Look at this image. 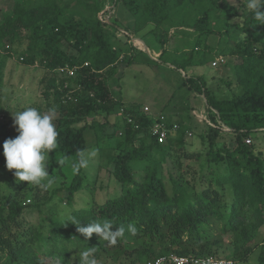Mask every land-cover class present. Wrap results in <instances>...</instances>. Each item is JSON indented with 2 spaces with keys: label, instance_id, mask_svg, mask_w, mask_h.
Here are the masks:
<instances>
[{
  "label": "trees",
  "instance_id": "1",
  "mask_svg": "<svg viewBox=\"0 0 264 264\" xmlns=\"http://www.w3.org/2000/svg\"><path fill=\"white\" fill-rule=\"evenodd\" d=\"M111 4L122 6L134 17L132 25L122 28L126 33L137 38L139 31L151 26L150 33L160 34L163 49L157 60L129 44L128 38L123 42L114 35L110 27L116 31L117 24L98 19L106 0H14L11 10L2 15L0 48L5 43L9 48L0 55V70L5 59L17 51L21 64L41 67L45 71L40 84L46 104L36 108L58 115L59 147L47 153L45 162L50 163L55 153H60L78 166L80 153L87 149V129L94 130L98 138L119 136L122 141L115 140L113 149H106L112 153L110 173L120 184L119 193L102 204L74 210L64 219L52 216L36 226L27 223L23 219L25 209L39 211L49 200L40 202L38 187L17 182L14 170L9 171L8 194L0 197V264H82L81 253L87 248H94L96 260L105 257L117 262L124 258L131 264H146L168 254L224 258L228 248L234 262L247 263L259 248L257 262L264 264V153L242 140L255 131L264 132V24L255 18L254 9L244 3L230 4L229 0H111ZM218 13L222 14L224 30L211 27ZM170 30L173 36L168 35ZM172 37L193 42V46L181 49L178 44L171 51L167 47ZM211 37L233 43L231 48L224 43L217 56L238 58L233 66L238 93L230 97L220 98L219 91L208 87L204 77L185 73L188 68L213 62L215 47L208 43ZM143 62L169 65L184 73L178 89L184 88L185 93L171 96V100L179 98L181 108L189 111L191 94L205 100L213 127L203 123L207 129L200 139L207 142L209 151L201 169L210 162L224 164L225 173L211 178L198 192L189 194L178 178L181 174L175 178L167 172L173 188L169 195L162 175L168 163L185 174L182 163L198 158V153L187 151L191 127L184 118L173 123L163 115L165 124H175L178 130L160 143L150 134L153 120L140 106L125 105L120 95H115L119 65ZM65 65L80 68L72 78H59L56 70ZM224 83L228 88L231 85ZM171 100L164 108L173 107ZM120 108L124 111L117 122L109 124L108 119ZM96 116L104 117L105 123H83ZM107 125L114 130L104 136L101 131ZM221 125L233 136L231 149L227 143L218 142L224 136ZM7 139L9 135L0 132V166L5 161L3 143ZM82 170L76 171L67 187L53 190L59 197L65 193L68 205L74 194L85 188ZM73 217L81 227L111 221L114 228H125V237L112 245L93 234L85 242L77 226L70 223ZM129 225L136 227L135 235L127 231ZM261 231L263 235L255 243Z\"/></svg>",
  "mask_w": 264,
  "mask_h": 264
},
{
  "label": "rangeland",
  "instance_id": "2",
  "mask_svg": "<svg viewBox=\"0 0 264 264\" xmlns=\"http://www.w3.org/2000/svg\"><path fill=\"white\" fill-rule=\"evenodd\" d=\"M13 2L14 0H0V20L3 13L11 10ZM251 2H253V0H229L230 4L236 5L238 3H244L247 7H249ZM106 5L110 10L112 8V13L109 14L110 18L107 24H117L116 31L114 30L113 26L110 27V31L114 32V35H118V31L122 30V28L133 24L134 17L125 8L120 5L114 7L111 4V0H106ZM103 20H105V16ZM211 27L215 30H224L221 13H218L212 18ZM172 33L173 30H170L168 35H172ZM156 34L157 32L144 34L143 30L136 34V36L144 41L146 46H148L151 54L152 52L163 49L162 43L159 40L160 34ZM120 35L121 36H119V38L124 42L127 37L124 34ZM226 42V38H222L221 42H218L217 37L209 38V45L215 47L213 55L215 59L219 57V55L217 56L216 54L219 52L220 47ZM184 43L181 40L176 41L172 37L167 48L172 51L179 45L181 49L184 45H186V47L188 46V48L193 46V42ZM227 43L228 44H226V47L231 48V46H233L232 42L228 41ZM65 50L67 53H72L71 49ZM142 52L150 59H153L152 57L155 59L158 58L153 54L150 56L144 50H142ZM2 54L3 51L0 49V55ZM220 56L224 58V61H226V66L222 64L218 67L212 68L211 62L209 65L188 68L185 70V73L191 74L190 72L193 70L194 73L201 74V76L204 77L208 87L212 88L214 91H219L218 96L220 98H226L232 96V94L238 93V90L235 88V78L233 72V66L234 64L238 63V58L230 57L226 54H221ZM140 57L145 56L140 55ZM215 59H213V61ZM152 67L155 69H152ZM44 75L45 71L38 65L27 67L21 64L19 59V51L15 52L13 58L5 59L4 65L0 70V132L8 134L10 139H14L16 136H18V132L14 127L12 113L23 111L28 107L36 108L40 105L44 106L46 104L42 97L40 84V81L43 79ZM183 75L184 73L180 72L179 70H175L173 67L168 65H160L159 63L150 65L143 62L140 64H132L130 66L121 64L118 67L116 75V78L118 79L116 82L119 85V90L116 89L117 87H113V90L115 91V95H120L125 105L129 103H135L140 106L143 114H146L148 111H145L147 108L145 109L144 105H164L167 101L169 103L171 96L174 94L176 97H179L181 94L185 93L184 88L178 89L179 85L182 83L184 77ZM224 82L230 83V87L228 88ZM190 98L191 100L187 101L190 106L189 111L185 110L183 107L181 108L182 105L179 102V98H176L170 102L175 103L176 107L174 108L169 109L168 106L167 109L164 107L163 109L162 107L156 108V112L159 110L160 113L170 117L173 123H177L178 120H180L179 117L184 118L186 125L191 127V131H188L191 136L187 137L186 139L187 151L191 154L198 153L197 159H192L188 162L184 161L182 163V167L186 171L185 174L179 172L177 165L174 166L168 163L163 167L162 175H165V188L169 195H172L173 188L167 176V172L173 174L175 178L181 174V176L178 178L182 179V185L189 194L193 193V191L198 192L206 185V183L210 182L211 178L215 177L216 175H223L225 173L224 164L216 165L210 162L208 166L209 168L207 167L201 169L202 164L207 158L206 154L209 151L207 142H203V140L200 139L207 127L202 122L199 124V122H197V118L193 116L194 114H190V112L192 109L198 107H200L202 110L203 106L204 110L202 111L206 112L204 104L205 100L202 96L197 94H191ZM191 105H193V107H191ZM121 109L124 111V108H120V110H117L116 113L108 119L109 124H112L113 121L119 119ZM195 110L197 111V115H200L199 110ZM50 112L51 111L47 110L44 111V113ZM51 114H53V122L55 124V120L58 115L53 112H51ZM105 120L106 119L102 116H96L94 118L86 119V122L83 123H86L87 125L93 123L103 124L105 123ZM115 122L113 124H115ZM113 130V126L107 125V127L102 130L101 133L104 136L110 135L113 133ZM223 133L224 136L221 137L218 142L221 144L227 143L230 149L233 148L235 145L233 136L227 134L228 132ZM84 134L87 145V149L83 151L85 155L87 156L88 151L91 149L98 150V153L95 157L88 159L87 167L83 168L82 173L80 174L82 179L81 181L85 188L74 194L71 205L66 203L65 193L61 194L62 197L53 194V190L59 189L61 187H67L77 171L76 166L72 165V159H67L60 153H55L50 163L45 162L46 166H48V173L50 175L48 179H53L54 182L50 187L47 188L36 186L40 191V202L46 200L49 201H47L39 211L34 207H27L24 211L23 219L30 225L36 226L40 222H43L42 220L48 219L52 216H55L58 219H64L68 217L74 210H86L90 208L93 203L102 204L106 201V199L114 198L119 193L120 184L110 173L113 168V164L110 161L112 153L106 149H113L112 146L115 143V140L122 141V137L116 136L114 139H108L100 138L99 136L98 138L95 134V131L91 129H87ZM263 137V131H255L251 136H246L242 138V140L245 144L248 140L249 146L264 153ZM5 163L6 162L4 161L0 166V197L6 196L9 191L6 180L10 170L6 168ZM13 179L16 180L15 176ZM183 180H185L187 183H184ZM46 182L47 181H44V183ZM31 186L35 185L31 184ZM213 186L214 184L211 185V187ZM225 194L226 199L229 200V191L227 190ZM28 205H31V203ZM262 235L263 231L260 232L255 243L260 241ZM258 254L259 248H257L250 256L247 263L235 262V264H258ZM225 257L231 259L230 248L227 249ZM96 261L97 264H131L130 260L124 258L119 259L117 262H112L109 259L102 257ZM49 264H56V262H49Z\"/></svg>",
  "mask_w": 264,
  "mask_h": 264
},
{
  "label": "clouds",
  "instance_id": "3",
  "mask_svg": "<svg viewBox=\"0 0 264 264\" xmlns=\"http://www.w3.org/2000/svg\"><path fill=\"white\" fill-rule=\"evenodd\" d=\"M249 7L254 9L255 18L260 22V25L264 24V0H253ZM12 116L18 136L14 139H7L3 143L6 168L10 171L14 170L13 174L17 182H26L44 188L50 187L54 181L48 179L50 175L45 164L46 155L59 147V133L53 122V114L51 112L42 113L35 107H28L23 111L12 113ZM97 153V149H91L86 156L82 151L78 166H76L77 171L79 168H86L88 159L95 157ZM44 181L47 182L44 183ZM70 223L77 226V232L84 237L85 242L93 234L112 245L117 244L120 239L125 237V228H114L111 221L91 222L87 226L81 227L80 222L73 217ZM127 231L135 235L137 229L135 226L129 225ZM81 258L82 264H97L94 248H87L83 251Z\"/></svg>",
  "mask_w": 264,
  "mask_h": 264
},
{
  "label": "built area",
  "instance_id": "4",
  "mask_svg": "<svg viewBox=\"0 0 264 264\" xmlns=\"http://www.w3.org/2000/svg\"><path fill=\"white\" fill-rule=\"evenodd\" d=\"M111 10L106 5L103 11H101L98 14V19L103 23H108L109 18H110L109 14L112 13ZM104 16H105V20H103ZM118 32L119 34L117 35V37L121 36L120 34H124L128 38L129 44H131L133 47H136L139 50H142L140 47V44L137 43L136 39L132 35L126 33L123 30H119ZM8 48L9 46L5 43L4 48L3 49L0 48V49L4 51V49L7 50ZM152 58L155 59L154 57ZM21 60L22 59L20 58V61ZM224 62H225L224 58L219 56L211 63V67L212 68L218 67L224 64ZM84 66H87V64L85 63ZM79 68L80 67L78 66L65 65L63 67L58 68L56 70V73L59 78H72L75 76ZM63 87L67 88V84H64ZM120 112L123 113V110L121 109ZM193 114L197 119H199V122L206 123L207 125L213 127V124H211V122L207 118L206 112H203L202 114L197 115V113L194 111ZM145 115L149 116V118L153 120V124L150 127V134L160 143L166 141L169 135H173L178 130V126L175 124L172 125L171 127L167 126L165 124V118L163 116H159V117L151 116L150 117L149 114H145ZM130 121L131 120L128 119V122ZM221 127H222V132H228V133L230 132V130L224 127L223 125H221ZM190 136L191 134L187 133V137H190ZM248 143L249 141L247 140L246 144ZM26 203H29V201H26ZM146 264H235V262L232 259H228L225 257L224 258H212V257L201 258V257H195V256H181L177 254H168V255L159 256L151 261H148Z\"/></svg>",
  "mask_w": 264,
  "mask_h": 264
},
{
  "label": "crops",
  "instance_id": "5",
  "mask_svg": "<svg viewBox=\"0 0 264 264\" xmlns=\"http://www.w3.org/2000/svg\"><path fill=\"white\" fill-rule=\"evenodd\" d=\"M149 30H151V26H148V27H146L143 31H144V34H149L150 32H149ZM134 37V36H133ZM135 39H136V41H138L139 42V40H141V39H139L138 37L136 38V37H134ZM142 41V40H141ZM143 43H144V41H142ZM144 45L146 46V44L144 43ZM140 47H141V49L143 50V45H142V43L140 42ZM147 47V49H148V51L150 50L149 48H148V46H146ZM163 48V47H162ZM161 52H162V50H160V51H156V52H152V54L153 55H155V56H157V57H159V55L161 54ZM149 53H150V55H152L151 54V52L149 51ZM154 60H157V59H154ZM143 61V60H142ZM137 64H140V63H137ZM160 64V63H159ZM160 65H162V64H160ZM169 66V65H168ZM152 69H155L154 67H152ZM180 72H182L181 70H180ZM183 73V72H182ZM191 74L190 75H197V76H201V74H197V73H194V71L192 70L191 72H190ZM171 100V99H170ZM169 100V101H170ZM191 100V98H189V101ZM172 101V100H171ZM167 103H168V101L166 102V104H164V105H158V106H154L153 104H152V106H148V105H144L145 106V109L148 111L146 114H149L150 115V117L152 116V117H159V116H163L164 114L163 113H160L159 112V110H158V112H156V108L158 107H162V109H163V107H165L166 105H167ZM172 105H173V107H168L169 109L170 108H174V106H175V103L174 102H172L171 103ZM192 107H193V105H191ZM161 109V110H162ZM168 109V110H169ZM195 109H200V107H198V108H195ZM193 110V112L195 111L196 113H197V111L196 110ZM141 110V109H140ZM202 110H204V106L202 107ZM201 109L199 110V112H200V114H202L204 111H202ZM170 111V110H169ZM118 120V119H117ZM117 120H115L116 122H117ZM115 121H113L112 122V124L115 122ZM115 122V123H116ZM197 122H199V119H197ZM200 123V122H199Z\"/></svg>",
  "mask_w": 264,
  "mask_h": 264
},
{
  "label": "water",
  "instance_id": "6",
  "mask_svg": "<svg viewBox=\"0 0 264 264\" xmlns=\"http://www.w3.org/2000/svg\"><path fill=\"white\" fill-rule=\"evenodd\" d=\"M139 42H141L142 43V45H143V50L147 53V54H149L150 55V53H149V51H148V49H147V47L144 45V43L141 41V40H139Z\"/></svg>",
  "mask_w": 264,
  "mask_h": 264
}]
</instances>
